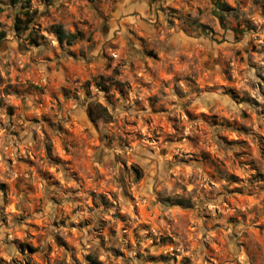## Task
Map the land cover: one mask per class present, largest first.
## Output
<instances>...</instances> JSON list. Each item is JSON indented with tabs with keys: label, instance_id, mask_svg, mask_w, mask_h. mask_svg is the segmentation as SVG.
Instances as JSON below:
<instances>
[{
	"label": "clouds",
	"instance_id": "clouds-1",
	"mask_svg": "<svg viewBox=\"0 0 264 264\" xmlns=\"http://www.w3.org/2000/svg\"><path fill=\"white\" fill-rule=\"evenodd\" d=\"M0 264H264V0H0Z\"/></svg>",
	"mask_w": 264,
	"mask_h": 264
}]
</instances>
